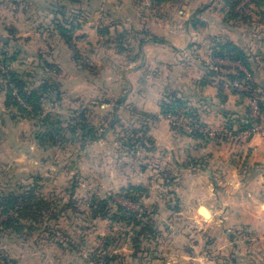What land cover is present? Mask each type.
<instances>
[{
    "label": "rangeland",
    "instance_id": "obj_1",
    "mask_svg": "<svg viewBox=\"0 0 264 264\" xmlns=\"http://www.w3.org/2000/svg\"><path fill=\"white\" fill-rule=\"evenodd\" d=\"M3 1L7 10L15 7L26 12L32 0ZM37 2L45 4V12L39 8L33 15L24 13L17 22L9 11L0 20V54H15L10 68L29 72V82L34 86L44 77H51L53 86H58L56 91L44 94L43 114L68 119L84 113L94 135L85 140L79 135L54 147H40L33 138L32 121L16 123L9 120L8 113H0V195L32 189L35 200L48 204L31 231L1 235V264H208L202 258L212 264H264V235L251 227L255 226L257 212L264 214V203L249 198L246 215L241 217L236 209L220 208L229 204L239 212L243 210L234 172L248 176L245 154L249 150L240 148L264 131L240 142L226 139V130L235 133L242 130L241 122L247 123L236 121L243 115V108L223 118L216 128L205 125L200 114L194 120L186 118L219 132L214 138L196 140L214 148L229 146V156L237 169H231L230 181L228 176L220 180L218 199L209 198V194L201 196L204 174L194 172L190 165L176 166L185 164L191 144L188 139L195 138L188 128L176 127L170 116L160 111L161 101L172 89L162 85V76L167 72L134 71V65L127 63L132 54L107 49L112 39H103L101 45L93 47L90 37H76L73 32L71 42L66 44L52 23L54 16L59 18L56 15L61 11V1ZM254 4L252 1L243 7L237 21L244 27L245 38L255 35L264 39V15ZM70 12L78 15L74 24L82 26L86 16L72 8ZM26 17L28 25L22 22ZM14 28L24 35L18 38V34L10 33ZM211 54L204 69L213 66L214 72L224 76L232 73L226 69L228 65L243 69L226 59L219 58L221 62L215 64ZM41 59L54 66L41 70ZM0 70L6 71L1 62ZM224 76H216L214 83L206 81V85L248 101L230 90L232 83ZM204 78L203 73L191 88L199 90ZM201 107L198 105V113ZM261 122L264 125L263 115ZM101 200L108 201L107 218L98 213ZM198 206L209 208L212 214L203 209L198 212ZM137 222L148 224L149 230H142ZM139 232L140 251L135 252L132 243Z\"/></svg>",
    "mask_w": 264,
    "mask_h": 264
},
{
    "label": "crops",
    "instance_id": "obj_2",
    "mask_svg": "<svg viewBox=\"0 0 264 264\" xmlns=\"http://www.w3.org/2000/svg\"><path fill=\"white\" fill-rule=\"evenodd\" d=\"M60 1L59 5L65 14L72 8L86 16L84 24L79 26L76 32L74 31L76 37L77 35L87 39L90 37L89 44L94 45L93 47L101 45L103 39H112L107 49L114 50L116 54H132L127 63L133 64L136 72L142 70L167 72L162 76V85L170 86L172 89L184 88L187 93L190 92L191 97L194 98L192 103L202 106L200 118L207 126L214 128L220 126L224 113H238L248 103L245 98L228 92H225L224 99H221L218 90L211 85H204L199 90H196L195 86L191 88L192 83L202 77L207 56L216 43L228 42L245 49L247 54L252 56L250 65L256 81L258 83L264 81V39H258L259 36L256 38L254 35L252 37L255 38H245L243 25L237 19H230L226 15L224 0H162L156 5L152 15L142 11L138 0ZM35 2L37 0L28 2L27 11L23 12L15 7L7 10L6 1L0 0V20L9 11L15 19L23 16L24 13L33 15L39 8L45 12V4L40 6ZM13 3L18 6V2ZM45 15L49 16L50 13L46 12ZM22 22L28 25V17ZM10 33L18 34V30L14 28ZM23 35L18 34L16 37ZM116 41L123 43L115 44ZM237 68L238 66L229 65L226 67L232 73ZM0 102V113L3 114L5 108L1 92ZM188 140L190 141L188 143H191L188 145L186 160L188 162L176 166L188 168L190 165L194 167V172H202L204 178L201 182L204 186L201 196L209 194V198L218 199L221 189L220 180L226 179L227 176L229 178L232 168L237 170L233 165V159L229 156V146L214 148L196 139ZM240 149L249 150L245 155L246 165L250 169L247 177H243L238 170L237 173L234 172L237 174L235 186L242 200L239 206L243 210L239 212L237 210L239 208L229 204L220 208L222 207L223 211L236 209L235 213L241 217L246 215V202L249 198L264 203V132L252 137ZM231 179L230 177L229 181ZM212 189L214 193L211 192ZM223 194L224 190L222 196ZM261 207H264V204ZM202 209L212 214L209 208L198 206V212ZM256 215L258 216L253 222L255 226L251 224V227L259 235H264V214L258 211ZM202 260L212 264L209 259L202 258Z\"/></svg>",
    "mask_w": 264,
    "mask_h": 264
},
{
    "label": "trees",
    "instance_id": "obj_3",
    "mask_svg": "<svg viewBox=\"0 0 264 264\" xmlns=\"http://www.w3.org/2000/svg\"><path fill=\"white\" fill-rule=\"evenodd\" d=\"M241 0H224L226 5V15L230 19H239L240 15L236 12L235 8ZM255 6L259 8V14L264 15V0H254ZM71 13V14H70ZM52 19V23L55 25L59 35L65 40L66 44L71 42L72 33L78 29V25H75L74 21L77 18V14L74 12L64 13L61 10ZM61 17V18H60ZM83 17V15H82ZM86 18V17H85ZM255 36V35H254ZM263 36V35H262ZM155 39V38H152ZM122 45L123 42H118ZM211 57L226 59L231 62H236L241 65L253 78L254 88L259 93L258 107L260 114H264V81L258 83L254 76V71L251 68L250 60L251 55L247 54L245 49L235 46L231 43H216L211 48ZM0 62L5 66L6 71L0 70V92L3 94V106L5 112L8 113L10 121H32L33 122V138L40 147H54L67 140L73 141L77 136H81L82 140L93 137L94 128L86 123L84 113H81L79 117L62 119L60 117H52L50 114L42 113V98L44 94L49 90L56 91L58 86H53V80L51 77H44L41 79L37 86H34L29 82V78L32 77L29 72H17L10 68L11 63L15 59V54L11 57H7V54L1 52ZM42 60V59H41ZM263 60V58H262ZM43 66L41 70L46 71L47 68H52L54 65L49 64L47 61L42 60ZM45 73V72H44ZM205 77L215 78L216 76H224L217 74V72L210 71L207 68L204 69ZM229 83L234 81H242L245 77L244 72L239 68L236 69V73H229L225 75ZM224 76V77H225ZM201 83V86L208 84L206 78ZM219 97L224 99V92L222 88L218 89ZM191 94L180 89H168L165 97L161 101L160 111L164 116L172 117H185L194 120L197 119L199 112L198 105H193L191 102ZM249 109L246 106L244 113L236 121L240 122L248 120ZM197 113V115H196ZM235 113L226 112L224 118ZM196 115V116H195ZM156 115H152L154 118ZM195 123L202 124L201 121L196 120ZM228 123V122H227ZM230 124H233L231 121ZM249 124L241 122L239 129L248 128ZM81 133V134H80ZM195 139H202L203 137L198 134H193ZM250 169L248 170V173ZM175 178H173L174 180ZM172 180V181H173ZM130 189L137 191L141 190V187L131 186ZM107 200H101L98 202V213L100 216L107 218ZM48 204L41 199H36L32 189L29 191H13L8 193H2L0 195V237L4 233H20L26 229L31 231V225L38 223L39 218L42 217V210L47 209ZM106 209V210H105ZM98 214H96L97 216ZM95 216V214H94ZM136 225H142V230H149L148 224H142L137 222ZM152 231V230H150ZM139 232L136 238L133 240L132 248L138 252L140 251ZM108 240V238L106 239ZM1 257V255H0ZM108 255L106 256V258ZM4 260V259H3ZM110 259L107 261L109 262ZM1 264V262H0Z\"/></svg>",
    "mask_w": 264,
    "mask_h": 264
},
{
    "label": "built area",
    "instance_id": "obj_4",
    "mask_svg": "<svg viewBox=\"0 0 264 264\" xmlns=\"http://www.w3.org/2000/svg\"><path fill=\"white\" fill-rule=\"evenodd\" d=\"M162 0H140V4L143 9L148 12L152 13L155 12L156 5L161 2ZM252 1L254 0H241L238 5L236 6V12L241 16L242 8L245 6H249ZM255 5V4H254ZM221 60L216 58L214 63L218 64ZM210 71H215L213 66H208ZM241 70V68H240ZM244 72V79L242 81H234L231 84V91L236 92L237 94L243 95L248 98V120L246 121L249 124L248 128L242 129L238 132L233 133L230 130H226L225 137L226 139L233 140V141H244V139L248 138L249 136L264 131V125L261 122V114L258 107L259 101V93L254 88V81L252 76L245 71ZM206 80L210 83L213 82V78H206ZM214 83V82H213ZM171 121H174V124L179 127H186L192 134L201 135L203 138H214L219 135V132H213L206 128H203L200 124L195 123V121H189L188 119L181 117H172L170 116ZM174 118V119H172Z\"/></svg>",
    "mask_w": 264,
    "mask_h": 264
}]
</instances>
